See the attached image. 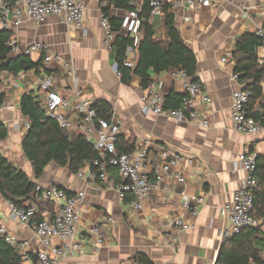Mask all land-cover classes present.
<instances>
[{"label":"crops","instance_id":"1","mask_svg":"<svg viewBox=\"0 0 264 264\" xmlns=\"http://www.w3.org/2000/svg\"><path fill=\"white\" fill-rule=\"evenodd\" d=\"M77 1L84 6L81 29L68 26L61 17L55 16L48 17L40 25L24 20L12 31L18 51L38 42L47 47L50 55L59 56L61 63L71 61L82 99L92 103L100 100L110 107L116 106L119 137L125 142L137 149L149 139L154 154L157 153L156 146H161L192 158L190 165L181 166L186 184H177L171 171L165 177V184L170 189L151 194L140 211H133L119 201L116 187L120 178L112 170L108 171L109 182L91 183L71 174L68 168L52 163L45 168L41 178L35 180L31 165L24 164L20 150L26 132L20 127L24 119L19 109L20 97L38 89L40 78L33 72L0 78V92L4 96L0 122L8 131V138L0 143V154L23 171L26 166L27 177L40 187L55 185L72 195L84 194L77 234L72 241L80 249L75 250L73 257H62L58 264H136L137 255H142L150 264H214L221 244L219 234L229 227L220 216V208L230 201L244 176L237 164L238 155L247 149L256 156H264V125L256 135H245L234 130L231 123L232 94L235 90H244V84L232 80L234 61L231 53L237 39L244 34L264 32V0H219L207 8L198 5L193 9L187 5L175 10L171 8L180 39L197 60L201 88L197 109L207 117V129L168 117L143 114L140 98L144 90L140 87V79L132 76L129 83L121 84L114 69L115 49L105 45L100 27L101 0ZM124 13L114 8L109 11L110 17L115 18H121ZM150 23L155 39L165 41L163 13L152 16ZM257 55L264 57V47L257 50ZM30 58L33 62L41 58L42 63L40 54ZM50 69L54 72L55 88L65 89L67 93L72 86L71 80L56 65ZM172 71L153 74L152 84L164 96L171 93L184 95V80L174 77ZM261 88L262 96L257 101L264 106V82ZM204 97L210 98L209 105L202 102ZM72 116H76H70L75 121L77 118ZM198 197H203L204 203L196 216L182 209L183 199ZM51 213L43 210L41 217ZM108 218L111 223L106 221ZM175 218L190 225L191 229L176 232L171 227ZM94 224H101L106 238L105 245L99 250L93 249L84 234ZM0 226L20 241L27 242L28 254L42 249L28 225L12 220L6 201L1 197ZM261 231L264 234V224ZM52 245L59 246L60 242L53 240Z\"/></svg>","mask_w":264,"mask_h":264},{"label":"built area","instance_id":"2","mask_svg":"<svg viewBox=\"0 0 264 264\" xmlns=\"http://www.w3.org/2000/svg\"><path fill=\"white\" fill-rule=\"evenodd\" d=\"M218 2L219 0H133L131 5L136 8L126 11L120 18V33L132 39V45L127 47L125 52L124 67L133 69L136 63L135 49L138 45V31L141 25L139 12L144 4L148 5L151 16H157L162 13L164 4L175 10L185 5L189 9L197 5L207 8ZM83 11V4L77 0H0V32H12L19 28L24 20L40 25L51 16L61 17L66 25L81 29ZM100 27L106 47L112 49L111 44L115 34L104 14L100 17ZM257 35L264 37V32L259 30ZM8 46L14 54L20 52L21 55L29 57L33 54L42 55L43 67L50 69L52 65H56L60 68V72L71 80L72 86L66 93L65 89L63 91L55 88L53 75L43 73L38 88L44 94L41 109L46 118L55 121L64 130L73 129L82 135L91 143L93 151L98 156L91 165H87L76 175L78 178L91 183H105L109 182L108 171H115L120 178L116 187L118 199L133 211H140L151 194L164 193L170 189L165 184V177L171 171L177 184H186L181 166L190 165L193 160L185 154L172 152L161 146H156L157 153L154 154L149 139L144 140L143 145L133 151L125 153L117 151L116 143L120 135V126L116 106H111L109 119H101L98 111L92 107L94 103L82 99V91L77 87L76 71L71 61L61 63L59 56L50 55L47 47L38 42L18 51L17 41L13 37L8 42ZM258 63L264 66V57L258 58ZM114 69L117 72L116 64ZM172 75L184 80L185 94L181 108L177 110L166 108L165 96L151 83L140 98L143 114L168 117L180 123L187 122L207 129L209 121L205 114L197 109L201 94L200 86L190 83L185 74L177 70H173ZM232 80L236 82L238 75L233 74ZM262 82H264V73ZM253 97L252 92L242 89L235 90L232 94L231 123L234 130L241 134L256 135L263 126L264 109L259 105V101L250 107ZM202 102L209 105L211 100L204 97ZM69 113L75 115L77 119L69 120ZM20 127L26 132L29 123L23 121ZM256 157L247 149L238 155L237 164L244 176L230 201L220 208V216L229 224V227L219 234L220 243L240 234L244 228H256L262 223L261 219L252 215L253 191L257 187L254 177ZM36 192L40 194V201L43 204L53 205L52 213L42 217L39 222H32L38 212L36 206L18 208L6 201V207L12 220L29 226L42 249L28 254L26 252L28 243L20 241L2 226H0V240L17 251L20 264H58L62 257H73L75 250L80 249V246L72 244V241L77 234L84 194L68 196L65 190L55 185L48 187L37 185ZM203 203V197L193 200L185 198L181 202V207L185 212L196 216ZM106 221L112 222L110 218ZM171 227L176 232H186L191 229L190 225L184 224L179 218L173 219ZM84 234L94 250L101 249L106 243L101 224L92 225ZM53 240L60 242V245L53 246ZM260 258L264 260V253Z\"/></svg>","mask_w":264,"mask_h":264},{"label":"trees","instance_id":"3","mask_svg":"<svg viewBox=\"0 0 264 264\" xmlns=\"http://www.w3.org/2000/svg\"><path fill=\"white\" fill-rule=\"evenodd\" d=\"M132 1L101 0L100 5L102 14L107 17L115 34L111 45L116 52L115 64L121 84L126 85L132 76H136L140 79V87L145 90L152 83L153 74L161 75L169 70H177L185 74L190 83L199 84L196 57L181 41L175 27L174 15L168 4L162 6L165 41L155 39L148 5L144 4L140 8L141 25L138 31V45L135 49L136 63L133 69L124 67L125 52L127 47L132 45V39L120 33L121 19L110 17L109 11L111 8L125 12L133 10L136 6L131 5ZM12 38L11 31L0 32V78L4 75L19 77L29 72H33L39 78L43 73L53 75L54 72L51 69L42 66L41 58L33 62L29 56L15 55L8 46ZM261 47H264V38L256 33H247L237 39L231 53L234 61V74H237L238 81L244 84V90L253 93L254 97L250 102V107L254 106L262 96L261 83L264 66L259 65L257 55V50ZM183 97L184 95L173 93L165 96V107L172 110L181 108ZM3 98L0 92V106L3 104ZM43 99L44 94L39 88L26 92L20 97L21 116L29 123L20 144L23 158L31 165L35 180L40 179L45 168L52 163L61 168H68L71 174L77 175L87 165H91L98 156L93 151L91 143L82 135L73 129L64 130L58 123L46 118L41 109ZM259 105L264 109L262 103L259 102ZM92 107L98 111L101 119L110 118L111 107L108 103L99 100ZM7 138L8 131L0 122V143ZM116 149L119 153L135 150L134 146L125 142L122 137L118 138ZM254 177L257 187L253 191L252 215L261 219L262 223L256 228H244L240 234L222 242L214 264H264V260L260 258V255L264 253V234L261 231L264 224V156L256 157ZM36 186L37 184L31 181L23 170L0 154V197L18 208L37 206L38 212L32 222L41 220L43 210L53 211L52 204L38 203L40 194L36 192ZM66 194L72 195L67 192ZM134 262L144 264L148 261L142 255H137ZM0 264H20L17 251L2 240H0Z\"/></svg>","mask_w":264,"mask_h":264},{"label":"rangeland","instance_id":"4","mask_svg":"<svg viewBox=\"0 0 264 264\" xmlns=\"http://www.w3.org/2000/svg\"><path fill=\"white\" fill-rule=\"evenodd\" d=\"M34 58V57H33ZM24 164H28V161H26L25 159H24ZM23 169H24V171H27V168H26V166L25 167H23ZM26 175H28V174H26ZM29 176V175H28Z\"/></svg>","mask_w":264,"mask_h":264}]
</instances>
